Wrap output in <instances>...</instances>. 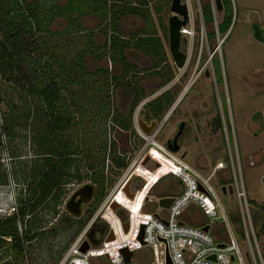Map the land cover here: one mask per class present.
Returning <instances> with one entry per match:
<instances>
[{"label":"rangeland","instance_id":"obj_1","mask_svg":"<svg viewBox=\"0 0 264 264\" xmlns=\"http://www.w3.org/2000/svg\"><path fill=\"white\" fill-rule=\"evenodd\" d=\"M23 1L27 0H1L0 3V16L7 15L6 20L8 18L11 25L19 27L29 40L28 45L14 56L16 68L0 73V177L3 175L0 215L15 207L19 194H25L24 178L30 168L33 169L31 165H36L41 158L36 153L37 143H48L45 127L36 126L35 118L30 117L32 106L39 101L25 93V78L20 80L18 77L21 76L16 73L22 71L29 78L41 62L30 20L22 9ZM123 1L144 14L138 11L124 13L116 20L112 32L119 41L128 42L122 46L126 60L134 64L128 70L122 68L116 52L118 48H110L111 31L95 16L82 14L77 18L80 28L69 30L67 34L60 33L65 23L61 16L54 17L48 27L53 31L52 37L62 36L60 44L68 53L67 58L81 51L84 69L92 72L97 66L105 68L106 72H95V77L105 83V75L111 83L113 75L130 77L141 88L143 98L129 116L127 102L119 104L120 96L111 83L104 92L102 109L97 107L95 96H90L88 81L83 79L79 85L70 83L83 107L77 108L71 102L68 108L74 119L79 115L76 110H82L84 116L74 126L76 130L72 131L70 138L66 136L67 130L63 137L70 140V147L75 151L76 164L70 163L68 169L74 171L76 167L79 175L61 180L44 202L24 218L21 229L25 227L34 231V237L24 244V251L17 258H13L6 244H2L0 264H58L78 236L89 244L98 243L105 231L101 232L98 226H107L100 215L84 232L83 228L105 197L113 195L114 200L129 201L121 189L126 179L129 190L156 181L149 187V195L153 197L148 203L149 209L143 211L158 209L159 196L176 195L182 190L183 182L169 171L170 168L176 170L179 164L172 158H180L176 153L164 152L156 144L148 143L147 151L146 136L137 120L139 116L146 123L156 121L155 140L165 148V140L175 129L176 120L185 118L182 145L188 152L183 160L205 176L217 160L228 164L208 178L225 216L221 220L209 218L207 222L211 233L224 240L228 233H232L242 252L248 248L245 234L232 218L237 209L235 193L223 192L221 185L229 182L226 179L232 173L229 168L232 160L237 177L240 170L252 211L264 209V40L257 37L255 26L258 23L259 34L264 38V0H221V9L214 2L215 13L212 0H199L203 20L198 1L191 0L193 13L187 24L190 33L185 34L188 38L187 57L182 67L174 64L167 43L171 0ZM224 15L230 18V24L222 35L219 23ZM1 20L0 32L4 33L6 20ZM212 29L214 32L209 31ZM141 35H154V48L156 41L161 40L164 53L153 54L150 47H139L135 40ZM88 36L90 51L83 49L82 45V42L87 43ZM206 68L209 74L204 72ZM170 73H173L172 78H167ZM180 93L172 110L164 117L169 100ZM215 115L222 119L221 126L216 125ZM148 154L150 157L146 159ZM88 159L94 161L90 169L85 167ZM165 160L168 163H164ZM85 181L94 184L93 196L78 215H72L64 208L63 202L76 186ZM89 208L92 211L86 216ZM115 210L122 215L126 213L122 207ZM189 215L196 217L192 220L196 224L203 220L201 212L191 211ZM253 227L264 257V221L254 222ZM250 241L255 248L252 236ZM133 253L135 255L136 251ZM243 254V264H250L245 252ZM142 256L147 258L149 253ZM91 263L108 264V261L96 257ZM258 264H261L260 260Z\"/></svg>","mask_w":264,"mask_h":264},{"label":"trees","instance_id":"obj_2","mask_svg":"<svg viewBox=\"0 0 264 264\" xmlns=\"http://www.w3.org/2000/svg\"><path fill=\"white\" fill-rule=\"evenodd\" d=\"M22 9L30 20L33 38L37 43L41 62L29 78L22 71H16V73L21 76L18 77L20 80H22V77L25 78V93L39 101L37 105L32 106L30 117L35 118L36 126L45 127L48 133V143L42 142V145L37 143L36 150L38 151L36 153L41 158H37L39 161L34 160V162L37 161L36 165L35 163L31 165L33 169L30 168L29 174L24 178L26 182L25 194L23 196L18 195L17 204L12 211L0 215V246L6 244L8 252L11 253L13 258L22 255L24 244L35 235L34 231L30 232L24 229L25 227L21 229V224H25L24 218L28 217L37 206L44 202L61 180L79 175L76 167L74 171L68 169L70 163L75 161L73 156L75 151L74 148L70 147V140L63 137L65 130H67L66 136L70 138L72 131L76 130L74 126H77L82 116H84L82 110H76L79 115L74 119L71 114L72 111L68 108L71 102L72 104L75 103L77 108L79 106L83 107L82 102L80 101V103L77 100L76 91L72 89L70 83L75 82L79 85L83 79L88 81L89 88H91L90 96H95L93 99L98 101L97 107L101 109L103 107L101 101H104L103 97L105 96L104 92L107 91L108 85L111 83L106 79V75L104 76L106 83L95 77V72H106L105 68L97 66V69L92 72L84 69L81 62V51L67 58L68 53L63 50L62 44H60L62 36L52 37L53 31L48 27L49 23L56 16L63 17L65 23L60 33L67 34L69 30L80 28L77 21L78 17L82 14H91L112 33L113 29L116 28V20L124 13L138 11L144 16L143 11L135 9L134 6H130L123 0H27L22 2ZM6 17L0 16V21H2L1 19L5 21ZM219 24V29L223 35L229 27L230 18L224 15ZM6 25L4 33L0 32V73H3L2 71L5 69L12 70L16 68L14 56L29 43L21 29L11 25L8 18ZM255 26L257 37L264 40L259 34L261 28L258 23H255ZM209 31L214 32L213 29ZM86 33L87 35L90 34V32ZM109 39L110 48H118L116 52L122 68L128 70L134 66L126 60L122 52V46L127 45L128 42L119 41L114 33L110 34ZM135 42L139 47L144 45V49L150 47L153 54L164 53L161 40L156 41V48L153 47L155 46L154 35L138 36ZM82 45H84L83 49L90 51L91 41L89 36L87 43L82 42ZM95 55L98 57V54ZM172 76L173 73H170L167 78H172ZM111 78V85L120 96L119 104L123 105L127 102L126 113L130 116L133 107L143 98L142 90L132 82L130 77L123 78L122 76L116 77L113 75ZM99 91L100 93H98ZM88 151L90 152V149ZM93 162L92 159H88L85 162V167L92 168ZM1 179H3V175H1L0 181ZM86 210V216L90 215L92 208ZM251 216L253 223L258 222L260 219L263 222L264 209L251 211ZM232 218L238 221V213H232ZM98 228L102 232L105 229L104 224L99 225Z\"/></svg>","mask_w":264,"mask_h":264},{"label":"built area","instance_id":"obj_3","mask_svg":"<svg viewBox=\"0 0 264 264\" xmlns=\"http://www.w3.org/2000/svg\"><path fill=\"white\" fill-rule=\"evenodd\" d=\"M180 1L184 2L188 9V21L181 27L182 34H186L189 33L187 24L192 18L193 6L191 0ZM197 1L198 9H200L199 14L202 18V10L199 0ZM214 2L215 0H212L211 6L215 13ZM175 160L179 164L177 169L171 172L183 182L184 187L176 195H170L173 196V199L168 206L164 207L158 204L156 210H142L144 208L149 209L148 203L153 199L149 195V187L156 181L147 186L146 182L138 189L130 190L132 196H126L131 201L113 200V195L105 197L96 213L91 215L83 228L84 232L96 216L100 215L107 224L104 237L96 244L88 243V246L82 251L79 249V245L83 239L78 236L70 244L66 254L58 264H92V258L96 257L106 259L108 264H243L244 252L250 264H258V260L264 264V257L257 245L251 216L252 209L245 184L240 170L239 177L236 176L232 160L229 164L232 173L226 179L229 182L222 185H225L228 191L227 186L231 184L232 192L236 196V212L239 215L237 224L245 234L248 245V248L243 252L232 233H228L227 239L224 240L222 236H217L209 230L210 224L207 219L215 220L214 218L220 215L223 219L225 216V210L208 180L209 176L215 174V170L210 171L205 176L188 162L182 159ZM224 167H228V164L218 160L214 169L220 170ZM139 194L142 195L141 199L133 207L129 202L137 200ZM112 201L117 203L116 207L124 208L126 213L120 215L119 211L115 210L116 207L112 209L110 207ZM12 210L13 206L10 211ZM191 211L201 212L203 220L197 224L192 222L196 217L189 215ZM123 221L127 222L125 230L122 226ZM206 223L209 224L207 230L202 227ZM109 232H111L112 237L106 239ZM250 236L254 239L255 248L251 244ZM220 242L223 243L222 246L218 244ZM121 248L131 252L128 259H125ZM134 251H136L135 255ZM144 253H149V256L144 258L142 256ZM212 254L214 257H211Z\"/></svg>","mask_w":264,"mask_h":264},{"label":"water","instance_id":"obj_4","mask_svg":"<svg viewBox=\"0 0 264 264\" xmlns=\"http://www.w3.org/2000/svg\"><path fill=\"white\" fill-rule=\"evenodd\" d=\"M216 7L218 9L222 8L221 0H215ZM170 14L168 15V47L170 54L172 56V59L174 61V64L177 67H182L186 60V48H187V42L188 38L182 34L181 27L188 21V9L184 2H181L180 0H171L169 4ZM208 69H206V74H208ZM175 103V102H174ZM173 103V104H174ZM142 110V109H141ZM166 114L164 115V117ZM139 126L143 129L145 133H152L153 130L156 128V121L151 120L150 123H146L141 116L137 118ZM182 124L180 125V130L182 129ZM150 155L148 154L146 156V159H148ZM145 162V161H144ZM201 186V185H200ZM228 192H232V186L231 184H228ZM95 186L90 181H85L76 186L70 194L66 197V199L63 202L64 208L71 213L72 215H78L82 207L90 200V198L93 196ZM121 189L124 191L126 195L129 197L132 196V192L128 188V181L127 179L123 182V185ZM222 191L226 192V186L222 185ZM173 196L166 195V196H160L158 198V204L160 206H168L170 202L172 201ZM117 206V203L115 201H112L110 203V207L114 209ZM215 220H221L222 215L215 217ZM123 229L125 230L127 228V222H122ZM205 230L208 229L209 224L206 223L202 226ZM112 237L111 232H109L106 236V239H109ZM219 245H223L222 242L218 243ZM88 246V242L86 239H83L79 245L80 250H84ZM121 251L124 254L125 259H128L130 255V251L126 250L125 248H121ZM211 257H214V254L211 255ZM233 258V256H231Z\"/></svg>","mask_w":264,"mask_h":264},{"label":"flooded vegetation","instance_id":"obj_5","mask_svg":"<svg viewBox=\"0 0 264 264\" xmlns=\"http://www.w3.org/2000/svg\"><path fill=\"white\" fill-rule=\"evenodd\" d=\"M168 24V23H167ZM168 26V25H167ZM185 35V34H184ZM186 36V35H185ZM167 43H168V37H167ZM188 43V42H187ZM186 50H187V48H186ZM187 54V53H186ZM186 57H187V55H186ZM186 61V60H185ZM174 62V61H173ZM206 69H208V68H206ZM206 69H205V73H206ZM208 72H209V70H208ZM209 74V73H208ZM181 95V93L179 94V95H175L172 99H170L169 100V103H168V105H167V108H166V111H165V114H166V116L170 113V111L172 110V108H173V106L175 105V103L173 104V102L176 100V98H178L179 96ZM165 116V117H166ZM175 119V118H174ZM214 121H216V125L217 126H221L222 125V119L220 118H217V115H215L214 116ZM212 119V120H213ZM182 124V129H181V131L178 133V131L180 130V125ZM185 125H186V119L185 118H182V117H179L177 120H176V127H175V129L170 133V135L166 138V140H165V146H166V148L164 147H162L161 146V148L163 149V151L164 152H166V150L168 151V152H173V153H176V156H178V158H180V159H182L183 160V158H184V156L187 154V149H186V147H184L183 145H182V137L184 136V134H185V132H184V127H185ZM154 130H156V129H154ZM144 133V132H143ZM145 134V133H144ZM144 136H146V135H144ZM153 138H150V141L152 140ZM154 139H155V132H154ZM146 140H147V138H146ZM156 141V140H155ZM149 143V142H148ZM150 144V143H149ZM156 145H158V144H156ZM170 156V155H169ZM171 157V156H170ZM172 158V157H171ZM172 159H174V158H172ZM175 160V159H174ZM176 161V160H175ZM218 161V160H217ZM223 161V160H222ZM168 163V160H165L164 161V163ZM224 162V161H223ZM176 163H178L177 161H176ZM216 165V164H215ZM215 165H214V167H213V169L212 170H215V173L217 172V170H219V169H214L215 168ZM171 166V165H170ZM172 167V166H171ZM170 168V167H169ZM211 170V171H212ZM169 171H173V169L172 168H170V170Z\"/></svg>","mask_w":264,"mask_h":264},{"label":"bare ground","instance_id":"obj_6","mask_svg":"<svg viewBox=\"0 0 264 264\" xmlns=\"http://www.w3.org/2000/svg\"><path fill=\"white\" fill-rule=\"evenodd\" d=\"M188 32L190 33V30H189ZM154 132H155V130H154L152 133H150V134L144 132L145 135H146V138H147V140H146V141H147V142H146V143H147V148H148L147 151L149 150V147H150V146H148V142H149L150 144H158V143L155 141V139H154ZM150 138H153V139L150 141ZM157 146H159V147L161 148V145L158 144ZM162 147H163V146H162ZM163 148H164V147H163ZM141 196H142V195L139 194V195L137 196L138 199H137V200H134L133 202H129V204H131V205L134 207V206L137 204L138 200L141 199ZM128 198H129V197H128ZM113 200H114V199H113ZM129 201H131L130 198H129Z\"/></svg>","mask_w":264,"mask_h":264}]
</instances>
